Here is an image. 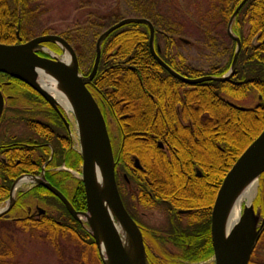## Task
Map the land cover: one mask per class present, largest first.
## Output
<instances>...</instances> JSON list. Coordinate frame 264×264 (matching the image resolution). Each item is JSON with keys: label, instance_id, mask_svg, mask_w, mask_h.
<instances>
[{"label": "trees", "instance_id": "trees-1", "mask_svg": "<svg viewBox=\"0 0 264 264\" xmlns=\"http://www.w3.org/2000/svg\"><path fill=\"white\" fill-rule=\"evenodd\" d=\"M241 1L211 0L204 9L201 7L202 2L197 4L196 1L194 11L199 16L201 13L197 28H206L207 33H210L220 25L226 27ZM25 4L23 0H0L1 43H18L16 32L21 30L20 16ZM136 4L133 7L134 18H144L152 23L155 29V51L176 73L186 78L221 77L229 70L235 51V42L230 38L231 46L226 51L228 54L223 64L214 65L206 72L197 70L187 65L181 55H172L177 44L173 36L182 34L179 28L183 27L182 22L174 20L176 9L173 11L171 4L164 0H138ZM120 20L122 19L118 13L95 14L93 19L89 18L84 33L91 35L96 41L104 30ZM232 32L239 38L241 49L233 76L228 82L209 81L196 86L182 84L151 56L147 26L128 24L112 32L103 41L98 70L88 87L97 102L105 107L123 129L125 158L135 155L145 162H160L162 156L156 142H164L172 153L169 159L171 162L168 163L169 197H179L178 193L181 194L186 187L191 186L186 180L190 178V182L195 181L198 187L197 203L200 209L209 208L207 211H210L215 193L227 171L264 128V0H247L234 19ZM60 36L73 47L79 63L85 58L88 47L92 52L89 60L92 55L94 58L95 43L83 46L78 35ZM47 46L57 50L52 44ZM90 71L88 68L83 75H88ZM14 82L42 101L28 86L16 80ZM248 97L258 100L252 108L241 109L235 103ZM26 113L28 112L22 110L18 114L24 116ZM51 114L53 117L51 115L47 123L23 116L20 118L26 127L41 134L36 137L37 142H34L36 139L31 135L23 137L20 142L29 146H9L15 137H0V145L5 146L0 148V203L8 197L9 189L18 176L36 174L48 160L50 149L41 146L36 149L33 145L50 142L56 156L46 167L49 170L46 172H49L47 178L50 184L67 196L76 211H85L82 183L79 182L74 191L69 193L65 186L69 175L54 170V167L61 165L66 149L58 141L55 143L48 140V134L44 135L48 129L55 130L56 133H61L64 129L55 112L51 111ZM7 125L11 127L10 123ZM141 139H148L149 142L143 143ZM75 160L76 163L80 162V156H76ZM69 166L72 165L69 163ZM194 167L201 171V176L195 175ZM157 169L159 176V167ZM40 190L44 196L39 194ZM30 193L40 202L56 208L60 214L45 215L38 220H15L14 216L0 218V264H12L15 260V239L19 231L30 237L38 236L40 241L50 244L60 259L68 256V261L76 264H102L90 234L70 216L57 198L41 187L31 189ZM260 197L261 194L259 199ZM192 200L193 198L188 204H192ZM180 232L178 228L171 230L169 234L176 235ZM183 232V239L176 241L181 259L194 257L196 260H204L212 253L208 215L204 224L202 222L195 228V232ZM155 238L161 241L163 236L155 234ZM179 257L176 259L179 260ZM260 257L264 258V233L249 264H264V260H259Z\"/></svg>", "mask_w": 264, "mask_h": 264}, {"label": "water", "instance_id": "water-1", "mask_svg": "<svg viewBox=\"0 0 264 264\" xmlns=\"http://www.w3.org/2000/svg\"><path fill=\"white\" fill-rule=\"evenodd\" d=\"M247 0H242L233 11L227 23L228 37L235 42V51L228 72L221 76H203L186 78L166 65L154 49V26L144 18H124L104 30L95 42V59L87 76L79 71V63L72 46L61 36L47 34L17 44L0 43V74L15 79L43 98L68 126L61 114L62 106L39 83L40 74L56 81L72 105L80 144L81 182L84 188L86 209L76 211L60 191L47 183L43 173L40 177L22 175L12 184L6 206L0 210V218L5 216L15 203L13 188L21 178H31L30 183L42 186L54 195L65 207L70 216L80 223L94 240L102 264H148L143 245L142 234L126 212L115 182V161L106 123L101 110L88 90L97 73L103 41L115 30L128 24H143L149 30L148 47L151 56L173 78L187 86H196L204 82H228L236 68L241 43L232 33L234 19ZM19 36V33H16ZM187 42V41H185ZM45 44L57 45L61 57L53 54L41 57L38 53L47 48ZM69 56L70 63L63 58ZM4 107V98L0 91V117ZM264 174V128L260 134L244 149L223 177L216 192L211 209L210 235L215 264H249L250 257L264 230V218L259 225V211L255 213L252 203L244 205L239 219L226 230L230 209L238 195L254 181L258 182ZM44 213V210L41 209ZM118 226L127 235L134 252L126 249V240L119 234Z\"/></svg>", "mask_w": 264, "mask_h": 264}, {"label": "rangeland", "instance_id": "rangeland-1", "mask_svg": "<svg viewBox=\"0 0 264 264\" xmlns=\"http://www.w3.org/2000/svg\"><path fill=\"white\" fill-rule=\"evenodd\" d=\"M23 1H25L26 4L21 11L20 18L22 19V25L21 30H18L19 36L16 34L17 37H22L27 41L37 36L43 35V33L63 35L64 37L68 35H78V38L81 40V45L85 46V44H87L88 46H91V43H95L96 41L93 39V37H91V35L84 33L85 27H87L89 24V18L93 19L95 14L105 15L113 13H118L121 19L134 17L135 13H133V7L138 0ZM196 1L197 4L202 2L201 7L204 9L211 0H164L165 3L169 5L171 4L173 11L176 9L174 20L183 23V27L179 28V32L182 34L173 36L175 41H177V44L172 50V55L179 54L184 58L187 65H190L197 70L206 72L212 66L221 65L223 62H225L226 56L228 54L226 51L228 48H230L231 42L227 36V26L225 27V25H220L219 27L213 28L210 33H207L206 28H197L200 24L199 18H201V13L199 16L194 11ZM10 4L14 6V3L12 4L10 2ZM165 14L167 15V13ZM54 46L57 48V50L48 48V52L50 53L51 51L55 56L60 58L61 50L57 45ZM86 50L87 54L85 58L82 59V61L80 60L79 63L82 75L88 68L92 69L95 59V56L93 58L92 55L89 60V56L92 53L91 48L88 47ZM14 81L15 79L12 80L9 79V77L0 75V84L11 82L9 86H5L3 89L6 100L5 109L0 122V136H4L5 132L7 131L9 137L16 136L17 138H22L26 135H32V133L28 130L25 123L20 121V118L23 115H19V112L22 110L28 112L23 116V118L30 120L34 119L35 121L47 123L49 122V119L52 115L51 111L53 110L37 93L36 95H38L42 101L37 99L33 93L29 92L22 85ZM7 97L10 98L8 99ZM43 101L45 103H43ZM257 101L258 100L255 97H248L247 99L239 100L235 103L239 108L246 109L254 107L257 104ZM60 111L63 112L64 117L67 118L70 123L69 127L71 129L72 154L69 163L73 167L69 166V164L67 166L61 164L60 166H57V168L54 167V170L58 171L60 174H64L65 172L69 175L68 180L65 182V186L67 191L72 193L77 184L81 182V161H78L77 163L75 162V157L79 156L80 144L75 119L72 113L68 112L64 107L60 108ZM105 115V122L107 124V130L110 137L113 154L116 155L121 138L119 127L108 112ZM4 122H8V124L10 123L11 127L9 125H4ZM5 126L6 128L4 129ZM75 163L76 165H74ZM261 179L262 178L258 179L255 198L252 202L255 213L259 211L258 207L259 203L261 202V199H259V194H261L260 186L262 185ZM27 189H29V185H21L16 190L14 198L16 195V200L19 202V204L24 203L26 206H32L31 208H33V206L36 205V199L34 196L31 195L30 192L27 193V195H21L22 193L26 192ZM39 194L43 196L45 195L41 190L39 191ZM8 197L0 203V210L6 206ZM244 205L245 203L242 204V207ZM39 207L46 211V215L57 216L60 214L56 208H52L50 205L44 204L40 201ZM137 211H139V213L144 212V222L146 225L150 226L151 228L158 229L159 231L166 229V214L162 208L139 207L137 208ZM200 211L205 212L204 210ZM206 218L207 217H205V219ZM210 220L211 217H209V223ZM20 232L21 231L16 234V256L12 264H76L75 262H69L68 256H64L61 259L58 258V255L53 247L48 243L40 241L38 236L30 237L29 234ZM162 240H164V238ZM156 244L157 248L161 247L160 250L162 253L168 250L175 253H180L179 249L172 247L170 244H168V242H166V240L157 242ZM259 260H264V258L260 257ZM175 261L176 262L174 264H215L213 258V249L212 253L204 260L199 259L190 263H181L175 258Z\"/></svg>", "mask_w": 264, "mask_h": 264}, {"label": "flooded vegetation", "instance_id": "flooded-vegetation-1", "mask_svg": "<svg viewBox=\"0 0 264 264\" xmlns=\"http://www.w3.org/2000/svg\"><path fill=\"white\" fill-rule=\"evenodd\" d=\"M18 39V37H17ZM24 41V40H22ZM41 56L45 57L44 53H40ZM95 77V76H94ZM94 79V78H93ZM93 81V80H92ZM11 82H6L4 84H0V91L3 95L4 98V107H3V112L5 109V100L6 97L4 96L3 89L5 86H9ZM92 83V82H91ZM90 83V85H91ZM89 85V86H90ZM87 86V88L89 87ZM89 90V88H88ZM90 91V90H89ZM92 94V93H91ZM94 97V96H93ZM8 99L10 97H7ZM95 99V98H94ZM96 100V99H95ZM97 102V100H96ZM101 113L104 117L105 120V114L107 113V110L103 105H100L97 102ZM53 110V109H52ZM54 111V110H53ZM55 112V111H54ZM61 114L63 115V112L60 111ZM55 114L58 116V114L55 112ZM3 115V113H2ZM1 115V117H2ZM64 116V115H63ZM61 124L63 125V130H61V133H56L55 130L48 129L44 133V135L48 134L49 139L48 140H53L55 143L57 141L60 143L61 146H63L64 149H66L64 156L62 158V163L63 165L67 166L69 164V160L71 158V149H72V139H71V129H70V123L67 118L68 126L61 120V118L58 116ZM33 121H35L33 119ZM116 121V120H115ZM1 122V118H0ZM39 122V121H37ZM8 122H4V125H7ZM106 123V122H105ZM117 123V122H116ZM119 127L120 131V144L118 147L117 154L114 155V161H115V169H114V175H115V182L116 186L121 198V201L123 203V206L128 213V215L132 218V220L135 222V224L138 226L142 238H143V245L147 257V262L148 264H159L162 262H165L166 264H173L175 263V258H178L181 256V253H175L172 251H165L164 253L161 252V247L157 248V242H161L166 240L168 244H170L172 247L178 249L179 247L177 246L176 241H180L183 239L182 232L186 231V233H191L195 232V228L199 227L201 223L203 222L205 217L207 215L211 217V207L210 206V211H207L209 208L205 209V212H201L200 206L198 205L197 201L199 202V193H197V185L195 181L191 180L190 178H187V183L191 184L190 187H186L185 191L182 192L181 194L178 193L179 197H169V172H168V163L171 161L169 160L170 157L172 156L171 151L169 150L168 146L162 142V141H157V148L160 150L161 153V160L158 162L157 160H152L150 162H145L142 160H139L138 157L135 155H130V159H126L125 154L123 153V148H124V143H125V138H124V132L123 129L117 124ZM107 127V124H106ZM28 128V127H27ZM5 129V128H4ZM28 130L32 133L33 137L40 136L41 134L39 131L32 129L31 127L28 128ZM108 131V130H107ZM31 135V136H32ZM1 137V136H0ZM4 137H8V133L5 132ZM17 139V141L14 139L12 144H8L9 146H29L27 144H24L23 142H20L22 138H17L16 136H13L12 138ZM41 138V137H40ZM44 138V137H43ZM143 143L149 142L147 140H142ZM34 142H37V139L34 140ZM48 148L50 149V155L48 160L42 164L36 174H29L33 175L36 177H40V175L43 173L44 179L47 183L50 184L47 176L49 170H46V167L48 163H50L53 159H55V153L52 147V144L50 142H45V143H38L33 145V147L39 148ZM4 148V145H0V148ZM69 154V155H68ZM3 158V157H1ZM164 159V161H163ZM159 167V176L157 175L156 169ZM44 168V169H43ZM57 168V167H56ZM158 170V169H157ZM195 175L201 176V171L197 168L194 167ZM55 172H58L55 170ZM23 175V174H21ZM20 175V176H21ZM18 176V177H20ZM17 177V178H18ZM261 185L260 186V193H261V202L259 204V215H260V220H259V225L261 224L262 219L264 218V178L261 179ZM52 185V184H51ZM53 186V185H52ZM35 187H41L42 186H34L32 188L26 190V192L22 193L21 195H27V193L30 192L31 189ZM56 188V187H55ZM44 189V188H43ZM57 189V188H56ZM45 190V189H44ZM60 191L59 189H57ZM10 192V190H9ZM8 192V196H9ZM62 195L66 198L67 196L62 192ZM217 192V191H216ZM216 195V193H215ZM54 196V195H53ZM55 197V196H54ZM188 197V198H187ZM56 198V197H55ZM191 198H193V203L188 204V202H191ZM67 199V198H66ZM36 199V205L33 206V208L26 206L24 203L19 204V202L16 200L12 208L9 210L5 218H9L14 216L15 220H21L22 218H27V219H32V220H38L41 217L46 215V211L44 209V213L41 212V208L39 207V200ZM195 201V203H194ZM187 202V203H185ZM214 202V201H213ZM38 204V205H37ZM142 207V208H155V207H160L165 211L166 214V229L159 231L158 229L151 228L150 226L146 225L144 220H145V214L144 212L139 213L137 211V208ZM196 207V208H194ZM34 211V212H33ZM207 212L209 214H207ZM180 229V234H169V232L172 230H178ZM199 230V229H198ZM184 233V232H183ZM263 232L260 235H263ZM155 234H159L163 236L164 240H158L155 238ZM209 236H210V243H211V235H210V223H209ZM259 238V240H260ZM212 247V244H211ZM164 255V256H163ZM196 259L194 257L190 259L183 260L179 257V261L181 263H190L195 261Z\"/></svg>", "mask_w": 264, "mask_h": 264}, {"label": "bare ground", "instance_id": "bare-ground-1", "mask_svg": "<svg viewBox=\"0 0 264 264\" xmlns=\"http://www.w3.org/2000/svg\"><path fill=\"white\" fill-rule=\"evenodd\" d=\"M63 61L65 63H68V64L70 63V59H69V56L67 54L63 58ZM39 83L47 92H49L53 96V98L62 107H64L68 112L72 113V111H73L72 105L69 102V100L66 98V96L64 95L63 91H61L59 89L56 81H54L53 79H51L49 76H47L45 74H40ZM30 180H32V179L28 178V177L21 178L20 180H18L17 183L15 184L14 188H13V193L15 194V191L21 185L30 184L29 183ZM256 190H257V182L254 181L253 183H251L250 185L245 187V189L238 195L236 201L234 202V204L232 205V207L230 209V212H229V215L227 218V222H226V230L227 229L229 230L230 227L235 222H237V220L239 219L242 208H243L242 204L245 203L246 205H249L250 203H252V201L255 198ZM118 231H119V234L122 235L123 238L126 240V242H125L126 249L132 253V256H134L135 254L133 252V248H132L131 244L128 241L127 235L119 226H118Z\"/></svg>", "mask_w": 264, "mask_h": 264}]
</instances>
